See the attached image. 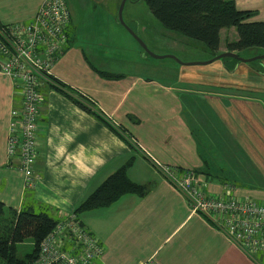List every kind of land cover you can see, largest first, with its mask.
I'll return each instance as SVG.
<instances>
[{"label":"crops","instance_id":"crops-1","mask_svg":"<svg viewBox=\"0 0 264 264\" xmlns=\"http://www.w3.org/2000/svg\"><path fill=\"white\" fill-rule=\"evenodd\" d=\"M64 1L69 12L67 43L52 63L50 75L65 93L48 84L40 88L33 165L36 178L31 187L24 186L15 160L5 154L9 111L18 106L20 97L10 81L0 75V201L5 209L17 211L31 206L57 219L72 212L81 199L131 157L126 174L136 183L147 184V191L142 196L123 194L108 206L79 214L102 244L95 264H139L149 259L157 264H264V254H246L207 218L191 212L150 160L152 157L167 166L202 172L207 192L220 193L228 186V193L235 196L264 201V190L258 189L261 187L228 179L233 169L239 174L246 168L256 169L264 175V100L258 97L264 95V69L245 66L231 57L211 56L205 63L180 64L177 83H200L209 88L206 91L116 71L107 65L117 53L111 52L112 42L127 40L120 35L124 32L117 21L119 0ZM233 1L239 10L254 11L248 21L264 20V0ZM40 2L0 0V23L29 20ZM230 30H219L217 53L226 51L221 43ZM118 34L121 40H113ZM136 47L135 60L146 64V52ZM96 70L120 76L103 77ZM65 94L121 127L123 137ZM75 109L79 110V120L73 115ZM65 133L70 140L62 139ZM113 139L124 147L104 153L103 166L83 179V186L78 184L71 191L69 206L39 199L41 194L55 197L56 188L68 194L73 177L61 174V170L84 166L96 144ZM57 176L62 185L57 183Z\"/></svg>","mask_w":264,"mask_h":264},{"label":"built area","instance_id":"built-area-1","mask_svg":"<svg viewBox=\"0 0 264 264\" xmlns=\"http://www.w3.org/2000/svg\"><path fill=\"white\" fill-rule=\"evenodd\" d=\"M68 22L64 0H41L29 20L0 23V75L20 97L18 106L9 111L4 149L7 158L15 160L25 187H31L36 178L33 165L40 88L52 83L50 67L66 46ZM150 160L191 212L207 218L246 254H264V201L235 196L228 193V186L220 193L207 192L202 178L192 169ZM101 251L99 239L69 212L57 218L26 264H95ZM139 264L157 263L149 259Z\"/></svg>","mask_w":264,"mask_h":264},{"label":"trees","instance_id":"trees-1","mask_svg":"<svg viewBox=\"0 0 264 264\" xmlns=\"http://www.w3.org/2000/svg\"><path fill=\"white\" fill-rule=\"evenodd\" d=\"M151 15L164 27L191 39L201 41L218 54L219 30L234 27L236 39L225 42L226 51H237L247 47H260L264 51V20L248 21L254 14L253 10H239L233 0H143ZM237 54V53H236ZM103 77L116 78L119 74L98 71ZM51 85L59 92L60 83L50 75ZM60 84V85H59ZM85 112L103 121L111 131L123 137L122 128L113 126L102 118L96 109L89 108L79 100L69 97ZM79 96V95H78ZM80 97V96H79ZM91 103V102H90ZM132 158L108 174L73 208L72 213L80 220L81 212L94 208L105 207L116 201L123 194L142 196L147 191V184L130 180L126 174ZM197 175L202 172L193 170ZM5 210L7 214H5ZM57 219L45 210H34L31 206H23L19 210L4 207L0 201V264H26L37 253L41 239L53 228ZM84 225V224H83ZM85 226V225H84ZM29 238L32 249L22 257L15 254V244Z\"/></svg>","mask_w":264,"mask_h":264},{"label":"rangeland","instance_id":"rangeland-1","mask_svg":"<svg viewBox=\"0 0 264 264\" xmlns=\"http://www.w3.org/2000/svg\"><path fill=\"white\" fill-rule=\"evenodd\" d=\"M131 12L133 13L132 17H130ZM121 19L123 23H120L117 19L121 26L120 28L123 30L122 32H124L120 33V35H124L127 40H121L119 34L113 36V40L121 41L119 44L112 42L111 52L112 54H114L113 52L117 53L115 56L109 58L108 66H112L111 68L116 71L140 73L145 76L155 77L168 84H178L182 87L188 86L191 90L203 88L206 91L209 89L207 86L196 82L187 84L185 82L177 83L176 81V71L180 64L205 63L210 60L212 51L201 41L188 38L176 31L164 28L151 15L143 0H125L121 9ZM229 28L233 31L230 30L224 33V43L228 39L230 41L236 39L234 27ZM140 43L146 47L147 52L161 57L154 58L146 52V64L137 62L135 60L136 52H134L133 46H137L136 48L139 46L142 49ZM224 43H221L223 49L225 48ZM142 51L144 50L142 49ZM235 53L241 58H249L264 54V51L260 47L252 46L237 50ZM229 58L228 56L221 57V59L227 60ZM241 63L245 66L264 69V58L252 59ZM262 81L264 82V80ZM257 93H261L260 89H258ZM258 97L264 100V95ZM229 173L231 175L228 178L230 181L236 180L238 183L244 182L246 185H252L255 188L261 187L258 189L264 190V175L256 169L250 171L249 168H246L245 172L240 174L239 171L233 169ZM6 212L5 210V214H7ZM31 249L32 242L29 238H25L23 241L15 244V254L19 258L25 253L30 252Z\"/></svg>","mask_w":264,"mask_h":264},{"label":"clouds","instance_id":"clouds-1","mask_svg":"<svg viewBox=\"0 0 264 264\" xmlns=\"http://www.w3.org/2000/svg\"><path fill=\"white\" fill-rule=\"evenodd\" d=\"M73 115H76L78 120L80 119L79 110H73ZM76 123V122H74ZM63 140H70L71 137L68 133H65L62 137ZM51 144V141H50ZM113 147H124L122 142L113 139L111 143L107 141H100L98 144L94 146L92 149V154L88 157V162L84 166L77 165L74 169L69 170L68 168H63L61 170V174H68L71 179V188L69 189L68 194L63 193L59 188L54 189L55 197H50L48 195L41 194L39 199L43 200L45 203H51L55 206L65 205L69 206L71 204V191L77 187L79 184L83 186L81 181L90 177L93 174V170L103 166L105 163L104 153H111ZM57 170L53 169V173H56ZM57 183L63 184V181L59 179L57 176Z\"/></svg>","mask_w":264,"mask_h":264},{"label":"water","instance_id":"water-1","mask_svg":"<svg viewBox=\"0 0 264 264\" xmlns=\"http://www.w3.org/2000/svg\"><path fill=\"white\" fill-rule=\"evenodd\" d=\"M124 1H125V0H119V2H118V6H117V9H116V14H117L116 16H117V19H118V21H119L120 23H123V22H122V19H121V9H122V6H123ZM140 44H141V43H140ZM141 46H142V49H143L145 52H147L146 47H145L143 44H141ZM147 53H148L151 57H154V58L161 57V56L153 55V54H151V53H149V52H147ZM224 56H228V57H231V58L237 59V60H239V61H243V62H245V61H250V60H252V59H257V58H264V54L255 55V56H253V57H249V58H241V57H239L238 55H236V53L233 52V51H223V52H221V53H218V54L214 55L212 58H214V59H218V58H221V57H224Z\"/></svg>","mask_w":264,"mask_h":264}]
</instances>
